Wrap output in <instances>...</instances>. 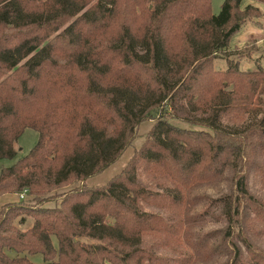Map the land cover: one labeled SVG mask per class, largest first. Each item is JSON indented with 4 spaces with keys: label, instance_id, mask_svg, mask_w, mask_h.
I'll list each match as a JSON object with an SVG mask.
<instances>
[{
    "label": "trees",
    "instance_id": "16d2710c",
    "mask_svg": "<svg viewBox=\"0 0 264 264\" xmlns=\"http://www.w3.org/2000/svg\"><path fill=\"white\" fill-rule=\"evenodd\" d=\"M244 1L0 0V30L22 33L0 34V158L39 131L0 171V196L35 200L0 207V264H264V46L253 69L229 50L262 13Z\"/></svg>",
    "mask_w": 264,
    "mask_h": 264
},
{
    "label": "rangeland",
    "instance_id": "374dc122",
    "mask_svg": "<svg viewBox=\"0 0 264 264\" xmlns=\"http://www.w3.org/2000/svg\"><path fill=\"white\" fill-rule=\"evenodd\" d=\"M223 1L224 0H212V8H213V11L215 13H218L220 11ZM246 2H248V0H245L244 4H247ZM254 2H255V4L256 3L260 4L262 13L259 16H253V17L247 18L243 22V24L241 26L242 32L238 31L233 35V37L231 39L230 47H229L230 48L229 50H233L235 48H238V49L242 48L243 50H245V49L250 50L251 49L252 57L241 58V63H242V64H240L241 67L247 68V69L256 68L257 67L256 62L253 60L249 66H245L243 62L246 60L254 59L258 54L263 52V46H264V4H262L256 0H254ZM30 29H32V28H30ZM249 32H250V36L245 37L244 33L248 34ZM0 34L14 35V36L22 35L21 31L14 30V29L8 28V27L1 29ZM247 50H245V51H247ZM228 55H230L229 57H232V58H238V56L232 52H229V54H226V55L220 54L215 59V66L218 68L227 67V65H228V61H227L228 57L227 56ZM261 64L264 66V60L261 61ZM171 120H172V122L179 124V125H186V126L191 125V124H188L186 122L180 121V120L175 119V118H173ZM154 121H155L154 119L147 118L141 123L137 136L134 138L131 145L128 146L127 150L125 149L124 152L121 154V156L116 160L114 167H112V169L110 167V170L108 169V171L99 175L100 177L98 179H100V180H96V181H98L99 184L106 183L112 176H114L116 173L120 172L123 169L124 162H126V163L128 162V160L131 158V156L134 153V149L136 147H139L140 144L143 142V140L145 139V137L148 133V130L154 124ZM197 127L201 128L199 125ZM38 139H39V131L38 130H36L35 128H32V127L26 128L24 130V132L20 135L19 139L17 141H15V143H14V145L18 151L17 155L13 158H10V157L0 158V171H1L2 167L11 165L14 161H16V159L18 157L26 154L37 143ZM110 172H116V173H113L112 176H108ZM79 184H80V181L73 182V183L67 185V187H62V188H59L58 190H55V193H59L63 190H67L69 188L78 186ZM90 185H92V184H90ZM93 185H96V184H93ZM253 188H254V190H257V191L261 189V193L264 194V187L262 186V184L259 181L256 184H254ZM7 193H9V192H7ZM10 193H12V192H10ZM16 193L18 194V198H20V196H19L20 191H17ZM33 198H34L33 195H31V196L27 195V197L25 199L20 198L16 202L24 201L26 203H35V200ZM56 200L51 201V202L48 201L47 204L55 205L57 203ZM2 203H3V199H0V207L3 205ZM32 222H33L32 217H29V219L27 220V222L25 224H20V225L23 228H27L32 224ZM220 225H221V223H216L213 220H210L209 222H207L206 228H214V227H218ZM260 243L264 244V241L260 242ZM29 257L33 261H36V262H42L44 260L43 254L41 252L30 253ZM221 259H222V257L218 256L210 262H206L201 257H195L194 260H195V264H211V263L212 264H219L218 262ZM202 260H204V261H202Z\"/></svg>",
    "mask_w": 264,
    "mask_h": 264
},
{
    "label": "crops",
    "instance_id": "0c3cea01",
    "mask_svg": "<svg viewBox=\"0 0 264 264\" xmlns=\"http://www.w3.org/2000/svg\"><path fill=\"white\" fill-rule=\"evenodd\" d=\"M246 3H254L255 4V2H254V0H248V2H246ZM257 4V3H256ZM257 5H259L260 6V4H257ZM240 32H242V29H240L239 30ZM248 35V36H247ZM244 36L245 37H249L250 36V32L248 33V34H246V33H244ZM264 59H262L261 61H263ZM253 60H246V61H244L243 63H244V65L245 66H249L250 64H251V62H252ZM242 64V63H241ZM245 69H247V68H245ZM128 148V147H127ZM127 150V149H126ZM116 162V161H115ZM115 162L111 165V166H109V167H107V168H105L104 170H103V172H100V173H98V174H95V175H91V176H89L87 179H86V181H87V183H89V184H99L98 183V181H96V180H100V179H98L100 176V174H102V173H104V172H106V171H108V169L110 170V167H111V169H112V167H114V164H115ZM124 166L126 165V162H124V164H123ZM123 166V167H124ZM113 173H116V172H110L109 173V175L108 176H112L113 175ZM98 175V176H97ZM107 176V177H108ZM65 187H67V186H65ZM20 195V194H19ZM0 199H3V203L2 204H4V203H8V202H16V201H18L20 198H18V194L16 193V192H12V193H5V194H3L1 197H0ZM51 201H54V200H50L49 202H51ZM48 205H51V204H48Z\"/></svg>",
    "mask_w": 264,
    "mask_h": 264
},
{
    "label": "built area",
    "instance_id": "2783aa9c",
    "mask_svg": "<svg viewBox=\"0 0 264 264\" xmlns=\"http://www.w3.org/2000/svg\"><path fill=\"white\" fill-rule=\"evenodd\" d=\"M27 189H24L23 191L20 192V198H26L27 197Z\"/></svg>",
    "mask_w": 264,
    "mask_h": 264
}]
</instances>
